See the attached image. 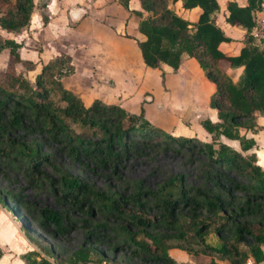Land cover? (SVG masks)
<instances>
[{
    "label": "trees",
    "instance_id": "1",
    "mask_svg": "<svg viewBox=\"0 0 264 264\" xmlns=\"http://www.w3.org/2000/svg\"><path fill=\"white\" fill-rule=\"evenodd\" d=\"M121 1L128 9L130 0ZM178 1L185 10L201 9L196 23L171 10V4ZM139 2L146 15L141 11L134 14L140 18L138 32L145 37L137 40L145 66L156 70L167 65L176 73L184 56L194 59L216 86L209 107L216 110L217 121L204 119L202 128L214 141L225 137L238 141L243 152L252 149L254 139L242 132H257V118L264 116V46L251 36L253 12L262 0H248L247 6L227 3V23L246 31L245 45L237 56H226L220 50L230 39L216 25L218 0ZM35 9L34 0H0V28L7 33L28 29ZM42 21L47 25L49 16H42ZM4 48L9 49L12 77L9 84L0 83V176L16 171L38 188L52 180L43 169L51 165L57 177L51 182L52 191L66 211L40 210L46 226L43 231L53 241L70 231L85 233L75 251L61 256L21 223L26 239L48 257L33 250L21 255L26 264H54L50 259L56 264H103L119 259L124 260L119 264H179L169 255L171 249L203 259L200 264L264 260V170L255 155L245 156L225 143L216 149L213 144L177 138L173 141L180 148L208 158L204 187L189 186L183 176L176 175L155 189L95 190L52 165V155L44 153L43 147L58 145L76 163L93 162L116 173L123 153L130 152L134 144L170 136L145 119L143 108L139 115L131 114L99 100L87 107L63 84L64 75L74 70L69 55L60 54L44 65L32 83L15 72L18 63L34 69L33 62L21 58L20 44L0 35V51ZM222 61L230 69L243 68L236 82L220 67ZM162 80L165 82L164 75ZM215 165L225 169V174L214 172ZM227 173L247 179L248 185L233 182ZM7 196L16 206L26 203L0 190L1 206L9 208ZM49 226L54 227L51 234ZM212 236L216 244L210 242ZM2 256L0 249V259Z\"/></svg>",
    "mask_w": 264,
    "mask_h": 264
},
{
    "label": "rangeland",
    "instance_id": "2",
    "mask_svg": "<svg viewBox=\"0 0 264 264\" xmlns=\"http://www.w3.org/2000/svg\"><path fill=\"white\" fill-rule=\"evenodd\" d=\"M34 1L36 9L28 29L20 33H7L0 28L2 37L14 39L20 44L21 58L34 63L32 70L25 64H16V74L34 83L44 65L60 54H67L74 70L66 77L64 75L63 84L81 98L87 107L99 100L107 105H117L131 114L139 115L143 108L145 119L154 128L170 136H157L152 142L134 144L130 152L123 153V158L116 166V173L93 162L76 163L67 157L61 147L54 144L43 147L44 153H51L52 165L67 171L95 190L107 191L112 188L122 191L123 188H129L138 191L141 188L155 189L176 175L183 176L189 186L207 185L205 166L208 158L195 150L180 148L173 141L177 138L213 144L216 149L221 143H225L243 155L251 156L250 153L241 151L239 142L223 138L214 141L210 135L204 136L198 131L199 127L202 128V120H216V111L209 107V95L197 79L194 68H189L188 71L194 76H187L186 83L176 78L168 89L162 80L165 75L163 67L151 70L141 62L136 53L138 39H127L130 37L127 33L122 35L123 38L112 36L110 28L116 20L121 19L122 26L129 23L124 12L117 6L122 5L121 0H82L87 2L88 7L78 17L81 20L86 17L87 21L78 31L70 30L73 26L70 21L73 24L76 20H69L70 17L67 19V16L71 7L69 4L75 3L81 8V0ZM171 10L179 16L182 13L178 5L171 4ZM42 16L50 17L45 26ZM128 29L138 33L133 25ZM185 67L181 71L184 72L187 69ZM11 77L9 49L4 48L0 51V83L9 84ZM43 169L51 175L52 180L57 179L51 165H45ZM212 170L217 173L225 172V169L217 168L216 165ZM227 176L235 183L248 185L247 179L233 173H227ZM52 180H45L37 188L16 171L11 172L8 177L0 176V190L21 197V201L26 202L23 207L21 203L16 206L14 199L6 197L9 208L2 206L4 211L0 213V242L18 244L16 231H22L20 224L23 223L30 234L38 236L44 244H52L55 252L61 256L75 251L82 244L85 233L81 230L70 231L55 241L43 231L46 226L40 210L66 211L53 194ZM236 196L242 198V195ZM47 230L51 234L54 227L49 226ZM210 242L216 244V237L212 236ZM28 244L30 247L25 253L34 250L40 257L48 258L29 241ZM50 261L56 264L54 259ZM122 262L124 260L119 259L103 264ZM89 264L98 263L92 261Z\"/></svg>",
    "mask_w": 264,
    "mask_h": 264
},
{
    "label": "crops",
    "instance_id": "3",
    "mask_svg": "<svg viewBox=\"0 0 264 264\" xmlns=\"http://www.w3.org/2000/svg\"><path fill=\"white\" fill-rule=\"evenodd\" d=\"M78 1V0H76ZM82 1V0H81ZM235 1L238 3L239 6H247L248 5V0H218L219 5H220V10L217 14L216 18V25L220 27L225 35L230 39L228 42H224L220 45V50L226 55V56H237L240 54L241 49L244 47V38H245V33L246 31L242 29L239 26H232L227 23V16H228V10H227V3ZM77 3V2H76ZM70 10L67 16V19L70 17L69 20L75 21L76 23H73L70 21L71 31H78L80 27L87 21L86 17L85 19L81 20V18L78 17V15L81 13V11H84L85 7L88 5L87 2L82 1L81 2V8L77 6L75 3L69 4ZM174 5H178L182 13L180 14L181 17L184 19L188 20L192 24L196 23L199 15L201 14V9L200 8H194L192 10H185L182 7V2L178 1ZM119 9H121L122 12H124L126 19H128V24L124 23L122 26V21L121 19L116 20L114 23L113 27L110 28L112 32V36L115 38H123L122 35H125L126 33L130 35L131 38H127L129 40H135L138 39L140 41L144 40L145 37L138 33H133L129 31V26L133 25L134 27L138 28V23L140 21V18L137 17L134 14V11H142L140 2L139 0H130L129 1V7L128 9L124 8L123 5L117 4ZM88 7V6H87ZM144 13V12H143ZM146 14L144 13V16ZM50 18V17H49ZM119 23V24H118ZM137 55L139 56L141 62L143 63L141 52L137 46ZM143 65H145L143 63ZM197 65V66H196ZM186 66L187 68L184 72L181 71L182 67ZM146 67V66H145ZM164 71H165V85L168 89H170V84L174 79H179L180 81L186 83L188 81L187 76L192 77L193 74H191L189 68H194L195 69V74L197 76V79L199 82L202 84V86L205 88L206 93L209 95V100L210 97L216 92V86L209 82L207 78L204 75L203 70L199 67L197 62L194 59H190L187 56H184L183 58V63L180 67V69L175 73L173 69L167 65H162ZM220 67L228 73V75L233 79V81H237L239 76L242 73L243 68L239 69H230L229 65L227 62L222 61L220 63ZM148 68V67H146ZM150 69V68H149ZM168 69V70H165ZM153 70V69H151ZM189 73V74H188ZM194 76V75H193ZM216 111V110H215ZM214 121V120H213ZM217 121V112H216V120ZM258 126L259 129L257 132H242L245 133L247 138H252L255 141V146L250 149L249 151L246 152V154L252 155L254 154L256 159H257V164L261 166V168L264 170V116H258L257 118ZM199 132H202L204 136H208L209 134L206 133V131L199 127ZM225 140V137H222ZM230 141V140H228ZM238 142V141H236ZM257 153V154H256ZM4 209L2 206L0 207V213H2ZM17 238L19 240L18 244H12L10 243H5V241L0 242V249L3 251V256L0 259V264H26L24 260L21 258V255L25 254L27 251L29 244L28 241L26 240V237L24 233L20 230L16 231ZM30 249V248H29ZM169 255L175 259L179 264H200L201 260L199 259L196 261L192 256L188 255L186 252L179 250V249H171L169 251ZM209 258L206 259V263H208ZM219 264H229L228 262H222V261H217Z\"/></svg>",
    "mask_w": 264,
    "mask_h": 264
},
{
    "label": "built area",
    "instance_id": "4",
    "mask_svg": "<svg viewBox=\"0 0 264 264\" xmlns=\"http://www.w3.org/2000/svg\"><path fill=\"white\" fill-rule=\"evenodd\" d=\"M253 19L255 26L251 31V36L259 46H264V0H262L259 9L253 12ZM246 264H264V260L261 262H255L249 259Z\"/></svg>",
    "mask_w": 264,
    "mask_h": 264
}]
</instances>
